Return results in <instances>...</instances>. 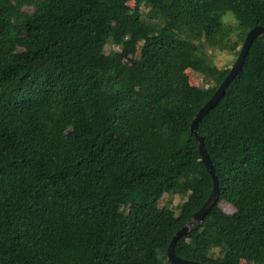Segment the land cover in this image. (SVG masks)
<instances>
[{
  "label": "trees",
  "instance_id": "obj_1",
  "mask_svg": "<svg viewBox=\"0 0 264 264\" xmlns=\"http://www.w3.org/2000/svg\"><path fill=\"white\" fill-rule=\"evenodd\" d=\"M256 26L264 0H0V264H173L212 189L190 126L229 72L204 50L236 58ZM174 69L212 86L176 98ZM197 134L219 198L175 255L264 264V34ZM188 192L178 216L160 210Z\"/></svg>",
  "mask_w": 264,
  "mask_h": 264
},
{
  "label": "rangeland",
  "instance_id": "obj_2",
  "mask_svg": "<svg viewBox=\"0 0 264 264\" xmlns=\"http://www.w3.org/2000/svg\"><path fill=\"white\" fill-rule=\"evenodd\" d=\"M128 8L133 9L134 3H128ZM31 11L30 9H28ZM143 12H147V9L142 8ZM229 16V17H228ZM223 23L228 24L230 26H235V20L231 14H225L223 16ZM171 25L174 26L173 30L177 33L186 36L184 29H177L174 23ZM234 38H232L233 40ZM198 44V43H197ZM129 55L126 60V65L131 66L133 59L137 58L140 52V43L138 42H130L129 44ZM120 47H117L112 44H107L105 52L108 53L110 50H119ZM205 54L203 56L217 68H231L235 62L234 55L227 50H217V49H209L206 48ZM173 82H172V94L174 97L179 98L182 95L188 93L191 89L194 88H209L212 86L211 81L206 80L203 76L195 73L190 69H185L184 71H178L176 69L173 70L172 73ZM123 195L128 200V205L125 208V211L128 210L134 204V197L127 192H123ZM195 199V195L191 192H188L185 195H163L160 199L158 206L160 210L166 215H174L178 216L181 205L186 201H193ZM220 209L227 213L232 214L234 212L233 208L222 202L219 204ZM222 250L218 247H215L212 250V255L215 257H220L222 255Z\"/></svg>",
  "mask_w": 264,
  "mask_h": 264
},
{
  "label": "water",
  "instance_id": "obj_3",
  "mask_svg": "<svg viewBox=\"0 0 264 264\" xmlns=\"http://www.w3.org/2000/svg\"><path fill=\"white\" fill-rule=\"evenodd\" d=\"M264 34V27L256 26L252 28L245 36L244 41L241 45L238 56L235 59L233 66L229 69V72L222 83L218 86L216 91L210 97V99L200 108V110L195 115L191 126L190 134L198 142V151L202 163L205 166V169L209 173L212 179V189L204 204L193 214L192 219L178 232L173 236L167 250L166 257L173 264H201L198 262H193L189 260H184L175 255L174 246L180 238L188 235L192 231L196 230L199 226L202 225L204 218L210 213V211L217 205L219 198V187L218 180L215 175V171L211 164V161L207 155V152L203 145V138L197 134V125L201 118L207 114L211 109H213L219 101L223 98L228 89L230 83L236 78L238 73L242 70L246 56L248 54L249 48L254 40L259 38Z\"/></svg>",
  "mask_w": 264,
  "mask_h": 264
}]
</instances>
